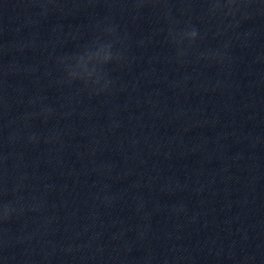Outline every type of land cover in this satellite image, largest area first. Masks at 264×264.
I'll return each instance as SVG.
<instances>
[{"label": "clouds", "instance_id": "9594fccd", "mask_svg": "<svg viewBox=\"0 0 264 264\" xmlns=\"http://www.w3.org/2000/svg\"><path fill=\"white\" fill-rule=\"evenodd\" d=\"M228 2L229 3H231V0H228ZM190 40H194L195 38H196V36H197V32H196V30H191L190 32H187L186 34H185ZM111 57L110 56H107L106 57V60H109Z\"/></svg>", "mask_w": 264, "mask_h": 264}]
</instances>
